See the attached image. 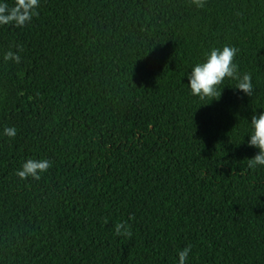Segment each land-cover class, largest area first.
Returning a JSON list of instances; mask_svg holds the SVG:
<instances>
[{"label": "trees", "instance_id": "16d2710c", "mask_svg": "<svg viewBox=\"0 0 264 264\" xmlns=\"http://www.w3.org/2000/svg\"><path fill=\"white\" fill-rule=\"evenodd\" d=\"M36 12L0 25V264H178L188 245L186 264H264V166L247 163L264 0H40ZM224 46L253 95L226 80L218 100L193 96V66ZM20 48V63L3 60ZM27 159L53 167L21 180Z\"/></svg>", "mask_w": 264, "mask_h": 264}, {"label": "clouds", "instance_id": "9594fccd", "mask_svg": "<svg viewBox=\"0 0 264 264\" xmlns=\"http://www.w3.org/2000/svg\"><path fill=\"white\" fill-rule=\"evenodd\" d=\"M192 2L199 8L204 6L205 0H192ZM39 6L40 0H15L14 6L10 9L8 4L0 3V25L14 24L16 27H24L34 16L38 15L36 9ZM19 51H22V48L17 52L9 50L4 54L3 60L20 63ZM238 51L233 46H224L222 49L212 48L206 59L196 63L192 68L188 77L191 94L201 100L205 98L218 100L221 96V85L226 80H235L236 89L252 96L254 91L252 74L248 72L241 74L239 66L234 62ZM249 124L251 132L248 135V144L259 151L254 157L248 159L247 163L249 168L256 169L259 166H264V112L258 115L254 114ZM4 134L9 138H14L17 130L15 127H5ZM51 167H53V162L47 159H27L16 170L15 175L21 180H27L29 177L40 180L42 174L48 172ZM115 234L130 239L132 237L131 225L127 222L117 223ZM190 252L191 245L180 250L178 264H186Z\"/></svg>", "mask_w": 264, "mask_h": 264}]
</instances>
